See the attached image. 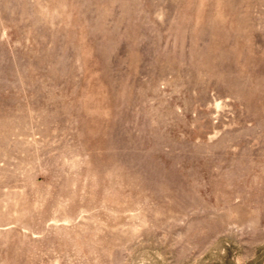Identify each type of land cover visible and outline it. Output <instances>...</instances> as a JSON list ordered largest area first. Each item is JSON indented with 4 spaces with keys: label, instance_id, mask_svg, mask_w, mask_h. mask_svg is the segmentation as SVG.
<instances>
[{
    "label": "rangeland",
    "instance_id": "obj_1",
    "mask_svg": "<svg viewBox=\"0 0 264 264\" xmlns=\"http://www.w3.org/2000/svg\"><path fill=\"white\" fill-rule=\"evenodd\" d=\"M0 264H264V0H0Z\"/></svg>",
    "mask_w": 264,
    "mask_h": 264
}]
</instances>
